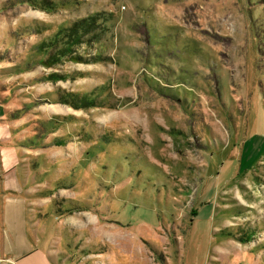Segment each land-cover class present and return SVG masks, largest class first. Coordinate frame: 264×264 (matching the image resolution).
Returning <instances> with one entry per match:
<instances>
[{
    "label": "rangeland",
    "instance_id": "rangeland-1",
    "mask_svg": "<svg viewBox=\"0 0 264 264\" xmlns=\"http://www.w3.org/2000/svg\"><path fill=\"white\" fill-rule=\"evenodd\" d=\"M0 81L65 260L264 264V0H0Z\"/></svg>",
    "mask_w": 264,
    "mask_h": 264
},
{
    "label": "crops",
    "instance_id": "crops-1",
    "mask_svg": "<svg viewBox=\"0 0 264 264\" xmlns=\"http://www.w3.org/2000/svg\"><path fill=\"white\" fill-rule=\"evenodd\" d=\"M4 108L0 98V264H72L30 208L22 178L25 151L15 144Z\"/></svg>",
    "mask_w": 264,
    "mask_h": 264
},
{
    "label": "trees",
    "instance_id": "trees-1",
    "mask_svg": "<svg viewBox=\"0 0 264 264\" xmlns=\"http://www.w3.org/2000/svg\"><path fill=\"white\" fill-rule=\"evenodd\" d=\"M94 21H95V18L93 17H87V18H83V20L76 21L75 24L72 25L70 32L67 33V35L65 34V37L67 39L63 38V40H60L63 42L64 47L62 46L59 50H57L55 54H53L51 58L44 61V63L48 66H51L52 64H54V62L61 59L60 56L66 54V52L69 53L73 51L72 44L81 45L82 43L87 42V39H84V36L86 35L87 32L89 33L92 30ZM69 58L76 59V57L73 55L69 56ZM76 61H80V59H76ZM52 74L54 76L53 77L54 79L58 78L56 77L58 76L56 73H52Z\"/></svg>",
    "mask_w": 264,
    "mask_h": 264
}]
</instances>
